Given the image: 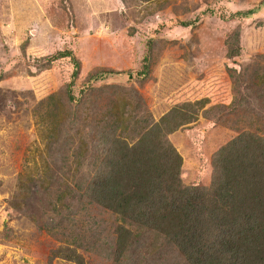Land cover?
Masks as SVG:
<instances>
[{
	"label": "rangeland",
	"instance_id": "rangeland-1",
	"mask_svg": "<svg viewBox=\"0 0 264 264\" xmlns=\"http://www.w3.org/2000/svg\"><path fill=\"white\" fill-rule=\"evenodd\" d=\"M59 52L72 57L52 60ZM71 58L79 63L78 101L67 107L78 116H93V105L105 110L119 87L125 108L131 94L140 105L133 114L158 121L185 102L229 105L236 82L246 95L239 113L264 117V0H0V264H74L55 255L61 248L85 264H112L118 220L60 195L66 186L58 188V179L71 172L79 150L64 140L60 152L41 154L45 123L34 121L41 101L65 98ZM102 70L115 74L89 84ZM217 116H199L168 136L182 158L184 186L208 188L214 153L237 134L228 128L231 117L221 125ZM40 157L45 171L34 166ZM20 182L38 185L28 200L17 198ZM156 236L143 229L127 237L122 264H191Z\"/></svg>",
	"mask_w": 264,
	"mask_h": 264
},
{
	"label": "trees",
	"instance_id": "trees-1",
	"mask_svg": "<svg viewBox=\"0 0 264 264\" xmlns=\"http://www.w3.org/2000/svg\"><path fill=\"white\" fill-rule=\"evenodd\" d=\"M69 55L72 57L70 52H59L51 59ZM71 61L73 71L65 98L50 95L41 101L38 109L43 105L44 109L34 121L35 125L45 123L40 131L44 139L41 154L60 152L57 141L62 144L64 140L79 150L71 172L58 179V188L66 186L60 195L83 198L118 220L113 231L112 264H122L127 237L133 238L143 229L157 231L162 245L175 246L191 264H264V117L248 109L245 117L239 113L246 96L237 89L239 84L234 82L229 105L204 109L206 99L185 102L172 107L158 121L143 112L141 118L137 112L133 114L140 105L131 94L132 103L125 108V102L120 103L123 91L116 86L115 100L105 110L93 105L94 115L84 117L75 114L72 106L67 107L78 101L72 88L79 63ZM95 73L89 75V84L103 75L115 74L104 70ZM212 112L218 113L216 121L221 125L231 117L228 128L237 134L214 153L208 188L184 186L182 158L168 136L199 116L209 119ZM245 120L253 122V127L243 128ZM41 159L34 166L45 171L47 165ZM31 182L18 184L17 198L29 199L30 188L38 186ZM58 227L57 223L47 231L54 233ZM66 251L69 254H64ZM54 253L74 264H85L75 250L61 248Z\"/></svg>",
	"mask_w": 264,
	"mask_h": 264
}]
</instances>
